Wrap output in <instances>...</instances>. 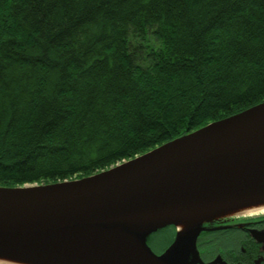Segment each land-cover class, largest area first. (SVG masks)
Here are the masks:
<instances>
[{
    "label": "trees",
    "instance_id": "16d2710c",
    "mask_svg": "<svg viewBox=\"0 0 264 264\" xmlns=\"http://www.w3.org/2000/svg\"><path fill=\"white\" fill-rule=\"evenodd\" d=\"M261 101L264 0H0V186L91 175Z\"/></svg>",
    "mask_w": 264,
    "mask_h": 264
},
{
    "label": "water",
    "instance_id": "95a60500",
    "mask_svg": "<svg viewBox=\"0 0 264 264\" xmlns=\"http://www.w3.org/2000/svg\"><path fill=\"white\" fill-rule=\"evenodd\" d=\"M263 199L261 101L91 175L0 186V258L205 264L201 233L237 217L226 212L233 204ZM224 206L215 215L214 208ZM167 227L174 236L156 252L149 237Z\"/></svg>",
    "mask_w": 264,
    "mask_h": 264
},
{
    "label": "flooded vegetation",
    "instance_id": "af4514ba",
    "mask_svg": "<svg viewBox=\"0 0 264 264\" xmlns=\"http://www.w3.org/2000/svg\"><path fill=\"white\" fill-rule=\"evenodd\" d=\"M210 225L198 243L205 264H264V216L230 218Z\"/></svg>",
    "mask_w": 264,
    "mask_h": 264
},
{
    "label": "bare ground",
    "instance_id": "6f19581e",
    "mask_svg": "<svg viewBox=\"0 0 264 264\" xmlns=\"http://www.w3.org/2000/svg\"><path fill=\"white\" fill-rule=\"evenodd\" d=\"M225 208L226 206L214 208L215 215L219 214L221 210ZM226 212L236 214V215L264 214V199L256 203L255 202H240L238 204H233V208L226 210ZM196 217H199V216H196ZM0 264H24V263H19V262L0 258Z\"/></svg>",
    "mask_w": 264,
    "mask_h": 264
},
{
    "label": "rangeland",
    "instance_id": "374dc122",
    "mask_svg": "<svg viewBox=\"0 0 264 264\" xmlns=\"http://www.w3.org/2000/svg\"><path fill=\"white\" fill-rule=\"evenodd\" d=\"M243 215H238V216L239 217L248 216V215L246 216H243ZM256 216H261V214L248 216V217H256ZM173 236H174L173 227L166 228V229L157 231L156 233H152L151 236L149 237V244L156 252H159L161 247L164 246Z\"/></svg>",
    "mask_w": 264,
    "mask_h": 264
}]
</instances>
